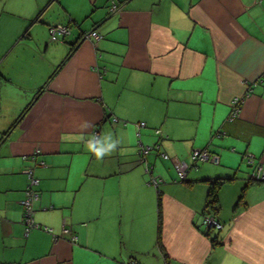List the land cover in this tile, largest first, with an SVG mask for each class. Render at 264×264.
<instances>
[{
	"label": "crops",
	"instance_id": "0c3cea01",
	"mask_svg": "<svg viewBox=\"0 0 264 264\" xmlns=\"http://www.w3.org/2000/svg\"><path fill=\"white\" fill-rule=\"evenodd\" d=\"M54 25L69 33L50 40ZM203 148L218 162L193 163ZM253 170L264 0H0V264H264ZM215 179L221 228L207 229Z\"/></svg>",
	"mask_w": 264,
	"mask_h": 264
},
{
	"label": "built area",
	"instance_id": "2783aa9c",
	"mask_svg": "<svg viewBox=\"0 0 264 264\" xmlns=\"http://www.w3.org/2000/svg\"><path fill=\"white\" fill-rule=\"evenodd\" d=\"M116 9V5H112L110 7V10L113 11ZM69 33V28L67 25H54V26H50L49 28V36H50V40H57L59 36H65L66 34ZM90 36H92L95 39L100 38L99 33H97V31L93 30L89 33ZM239 103H240V98L239 97H234L233 99H231L230 101V105H231V110L229 112V114L227 115V119L228 120H232L233 118H235L238 115L239 112ZM113 120H116L115 118ZM138 126H143L144 122H139L137 123ZM156 133H159L160 130L159 129H155ZM158 148V146L156 144L154 145H141L138 149V152L140 153V155H142V157L149 153L151 150H154ZM163 157L167 158L168 155L166 153H161ZM190 159L193 163L197 162V161H210L213 163H217L218 162V156L217 155H213L210 154L209 151L207 149H192L190 152ZM246 160L248 164H252L253 163V157L250 154H246ZM187 169H188V164L184 161H179L176 162L175 164V171H176V176L178 180H183L185 178V175L187 173ZM148 170V168H147ZM28 174L30 176L31 174V170L29 169ZM249 179H255V180H264V171L257 174L255 170L251 171V173L249 174ZM29 184L26 187L25 190V197L24 199L21 201L22 206H23V220L24 223L27 225V229L30 228L31 226L33 227H37L38 225L34 223L33 218H32V199L36 198L37 195L36 193H34L31 189V185L33 183L36 182V179H33L30 176V180H29ZM150 183H153L154 185H156L158 183V179L156 177H151ZM202 223L206 226V228H215V229H220L221 228V223L218 221V219L215 217V215L212 212H206L202 218ZM44 229L46 230V227H44ZM49 230V229H47ZM65 231H67L68 229H64Z\"/></svg>",
	"mask_w": 264,
	"mask_h": 264
},
{
	"label": "trees",
	"instance_id": "16d2710c",
	"mask_svg": "<svg viewBox=\"0 0 264 264\" xmlns=\"http://www.w3.org/2000/svg\"><path fill=\"white\" fill-rule=\"evenodd\" d=\"M73 50H74V47L69 49V51L66 55V58L72 53ZM30 105H31V103L27 104V106L25 107V109L21 113V116L24 115L28 111ZM257 181H263V180H257ZM221 183H222L221 179H215V180L209 182L206 208L208 209V211L212 212L214 215H215L216 202H217V189L221 185ZM159 215H160V209L158 206V216ZM158 242H159V235L157 236V243Z\"/></svg>",
	"mask_w": 264,
	"mask_h": 264
},
{
	"label": "rangeland",
	"instance_id": "374dc122",
	"mask_svg": "<svg viewBox=\"0 0 264 264\" xmlns=\"http://www.w3.org/2000/svg\"><path fill=\"white\" fill-rule=\"evenodd\" d=\"M249 169V168H248Z\"/></svg>",
	"mask_w": 264,
	"mask_h": 264
}]
</instances>
